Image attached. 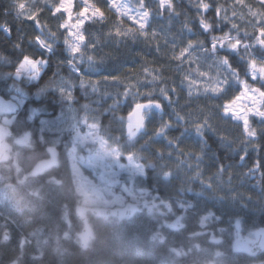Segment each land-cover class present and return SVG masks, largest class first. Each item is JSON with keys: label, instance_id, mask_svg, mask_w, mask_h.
<instances>
[{"label": "trees", "instance_id": "obj_1", "mask_svg": "<svg viewBox=\"0 0 264 264\" xmlns=\"http://www.w3.org/2000/svg\"><path fill=\"white\" fill-rule=\"evenodd\" d=\"M93 1L104 13V19L98 22L86 21L82 27L86 37L82 49L85 55L82 56L86 60L88 56L93 59H88L86 63L92 70L84 71L86 64H81L78 66L79 74L69 66V56L61 41L63 32L59 25L66 16L60 18L49 11L58 6L61 0H0V95L6 99L12 96L24 99L15 115L6 116L14 118L9 124L12 133L7 139L11 144L10 158L0 162V264L13 261L16 264L257 262V259L233 251L237 222L232 224L230 217L243 218V226L242 221L239 222L241 235L242 228L244 230L246 226L249 229L264 228V121L256 128V149L248 146L241 125L222 115V105L241 90L237 81L229 77L230 86H226L227 90L223 94L205 92L200 84L202 77L193 71L190 79L197 83L190 95L189 82L183 77L196 68V64L173 59L174 52L178 53L189 40H202L205 47H210L213 35L220 36L225 32L237 35L232 30L233 23L240 29L239 36L243 37L247 32L248 42H251L256 32L253 26L255 20L248 15L247 8H236L238 14L233 16L234 0H210L212 8L204 14V18L213 25V29L204 32L195 6L198 0H172L174 11L171 15L167 10L159 14L157 0H145L151 11L149 23L145 27L148 36L145 37L140 34L136 24L110 10L108 0ZM133 1L136 3V0ZM20 2L29 5L28 12L36 14V21L27 19V14L17 16L16 5ZM246 3L264 11L258 0H246ZM217 5L226 9L220 17L214 11ZM224 15L229 19H222ZM5 28H10L11 32ZM117 28L122 33L130 32L128 35L117 36ZM189 28L191 31H188ZM48 31L55 33L52 40ZM153 31L156 32L154 38L151 35ZM38 36L50 40V51L37 44L35 38ZM194 55H200L198 49ZM218 55L228 56L231 67L239 72L240 79H246L251 86L264 89V85L246 74L247 64L241 55L224 49ZM255 55L264 57V52L257 49ZM25 56L45 60L35 81H29L24 76L19 79L15 77ZM208 61H201L200 71L212 73V67L209 69L208 65H216L213 60L209 64ZM219 71L220 74L223 71L220 79L228 75L227 69L221 68ZM152 76H159V79L152 82ZM105 77L109 79L105 80ZM112 77L118 79L112 80ZM82 80L89 83L82 84ZM92 82L97 84V90L92 89ZM129 85H135L132 91H152L157 98H160L161 87L175 89V92L169 91L170 99L174 101L171 106L161 98L163 116L156 112L146 121V130L156 131L163 120H171L169 116H175L172 115L173 110L185 117L183 124H177L166 134L167 139H177L176 150L183 153L177 155L174 149L171 150L176 158L173 163L177 165H169L168 170L175 171L176 175L173 174L168 180L163 179L161 172L157 171L159 164L156 152H166L167 149L163 140L154 139L155 142L143 149L140 143L148 140L143 137L138 140L139 144L134 143L131 147L139 136L129 142L124 124L119 121L122 117L127 119L134 107L131 96L121 95ZM65 91L71 92V99L64 95ZM140 102H143L142 96ZM85 116L96 120L102 134L115 138L118 146L129 147L127 152L141 155L140 160L146 165V174L143 183L137 186L150 189V204L158 205L164 211L154 215V209H146L141 204L143 200H139L138 211L129 219L91 215L92 219L88 218V221L93 229V237L87 247L83 248L78 236L82 228V222L76 215L78 197L69 172L60 162L57 167L38 176H31L30 172L37 161L47 156L49 147L58 149L60 158L61 149L74 125L77 126ZM205 117L212 127L205 129L202 142L194 137L193 124ZM244 148L247 151L241 154ZM143 150L146 153L141 154ZM187 153L190 156L186 159ZM244 153L247 155L242 161L241 155ZM180 164L187 166L189 171H178ZM218 164L224 166L222 172ZM197 172L199 176L194 175ZM197 177L215 180L212 191L203 189L205 199L209 193L212 194L209 196L224 197L231 192L235 197L234 201L224 204L223 212L216 203L208 204L203 209L209 211L208 220L203 217V226L200 227L198 221L199 212H203L200 207L202 199L198 197L201 201H193L194 207L186 205L182 210L176 199L186 201L184 196L175 197L181 194L195 196L194 193L200 187L196 182ZM183 178L192 180L187 182L188 185L191 183L190 186L181 184ZM180 188H183L181 194ZM163 199L164 203H160L159 200ZM209 213L212 215L209 216ZM166 215L172 220L179 217L182 227L178 230H170L168 226L163 228L161 221ZM226 218L229 219L228 223ZM160 230L162 237H155V233ZM5 232L8 233V239L3 236ZM215 238H221L220 242H215ZM57 247H63L66 251L62 260ZM259 258L264 264V252Z\"/></svg>", "mask_w": 264, "mask_h": 264}, {"label": "snow or ice", "instance_id": "obj_2", "mask_svg": "<svg viewBox=\"0 0 264 264\" xmlns=\"http://www.w3.org/2000/svg\"><path fill=\"white\" fill-rule=\"evenodd\" d=\"M261 9H264V0H258ZM81 8L76 14L75 23H71L73 20V0H61L58 6H55L54 9L50 8L49 11H52L54 16H59L60 18L64 17L66 14V19L60 23L59 27L67 31V36L65 38V43L68 45L71 54L76 57L77 55L82 56L85 53L82 51V45L86 40L85 35L82 32V26L86 21L98 22L104 19V13L99 7L91 3L90 0H81ZM34 6V5H33ZM197 7L198 15L200 16V27L204 32H209L213 29V25L208 23L204 18V14L207 13L211 8L212 4L210 0H198V3L195 5ZM18 8L17 16L27 14V19L36 21L37 16L35 13L28 12L29 5L20 2L16 5ZM108 7L110 10H114L117 14L122 17L133 21L139 25V31L141 35L145 37L148 36V33L145 31L146 25L149 23V17L151 11L149 6L146 4L145 0H136V6L130 7L128 2L124 0H108ZM159 14H163L165 10L171 15L174 11L172 0H158ZM236 8H247L248 15L255 20L253 25L256 29L255 35L251 37V42H248L249 34L244 33V36H239L240 29L235 23L232 24V30H235L237 35H231L230 32H225L223 35L211 37V46L205 47L204 41L202 40H189L186 46L181 47L178 53L174 52L173 59L184 63L186 60L190 63H195L196 68L191 69L183 77L184 80L189 82V94H192V88L197 83L196 80L190 79L191 72H196L198 77H208L211 81L204 85L205 92H211L214 94H223L226 92V86H230L229 77L236 80L240 85L241 90L237 95L234 96L231 100L222 105L223 116L230 118L233 121H236L238 124H242V130L244 138L249 142H252L256 138L257 129L252 127L250 123V116H254L264 121V91H261L260 88H253L246 79H240L239 72L236 69L231 67L228 56H219L218 53L221 49L226 50L229 53L239 54L245 58V63L247 64V75H250L252 80L264 81V57H257L255 52L257 49L264 52V11L259 9H254L251 5L246 3V0H234L233 5V16H236L238 13ZM218 17L221 16L222 12H226L222 6L217 5L214 9ZM133 13H135L133 15ZM222 19H229L226 15ZM39 27V24H38ZM185 28L187 25L185 24ZM7 32H11L10 28H5ZM188 31H191L189 28ZM130 32V30H129ZM129 32H121L119 28L116 30V35H128ZM51 37L55 36V33L50 34ZM152 37L156 36V32L151 33ZM37 44L44 50H51V43L48 42L47 38H42L38 36L35 38ZM175 48V45H173ZM199 50L200 55H194L196 50ZM88 59H93L92 56H88ZM212 59L217 67V74L215 77L210 76L209 72L200 71L201 61ZM45 64L44 59H35L25 56L22 63L20 64V69H30L32 75L39 73L41 67ZM75 67V64H73ZM211 69L212 65H208ZM227 69L228 75L223 79H220L219 69ZM146 72L151 75L148 69H145ZM20 72L18 70L17 75ZM105 80L109 79L107 77ZM112 80H117V77H112ZM159 79V76H152V82ZM82 84L89 83L88 81L82 80ZM183 83V80H182ZM92 89L97 90V84L95 82L91 83ZM135 88V85H129L128 89L121 93L124 97L131 96L133 98L134 107L131 108L132 115L126 120V136L129 142L134 141L138 135L146 134V121L150 120V117L159 112L161 116L164 114V106L161 102V98L165 101H168V105L171 106L174 101L170 99L169 91L175 92V89H167L161 87L159 89L160 98L153 96L152 91L141 93L138 90L132 91L131 89ZM69 99H71V92H64ZM143 97V102H140V97ZM241 101H249L251 107L247 106L246 103H241ZM134 109V110H133ZM172 115H175L176 121H182L185 119L184 116H181L179 112L173 110ZM121 124L125 123V118L119 119ZM86 126L89 131L86 135L82 136L80 131L77 130L75 136V143L73 150L78 145L87 146L89 143L92 145H99V148L94 150V154L89 156V161L92 165L97 166L104 170L102 174V179L107 178L112 182H116L119 178V173L112 171L113 168H119L121 170H126L128 172V179L134 180L137 176H144L146 170L144 165L136 163V160L139 158L136 153H129L127 155L128 164L124 165L121 163V152L118 148H113L107 140L103 139L98 135V129L95 123L87 124ZM173 127V122L171 120L163 121L159 124L154 135L156 138H163L167 140V146L178 149V141L176 138L167 139V132ZM195 132L203 139L205 129L211 128L212 125L209 123V119L205 117L202 121L194 122L193 124ZM226 139V137H222ZM155 141L149 140L146 141V145L151 144ZM183 154L182 152L180 153ZM246 153L241 155V160L243 161L246 158ZM159 158L163 159V155L158 153ZM169 158H171V153H169ZM197 159H200L198 156ZM220 172L223 171V165H217ZM252 171H255L253 169ZM162 177L165 180L170 179L172 173L170 171L162 170ZM219 174V173H218ZM200 173L197 172V176ZM182 210L187 205L188 207H194L187 201H178ZM212 214L209 213V216ZM208 219V216L204 217ZM237 227H239V221H237ZM254 237L264 236V231L256 232L251 234ZM251 240H245L243 243L245 245L252 243Z\"/></svg>", "mask_w": 264, "mask_h": 264}, {"label": "rangeland", "instance_id": "obj_3", "mask_svg": "<svg viewBox=\"0 0 264 264\" xmlns=\"http://www.w3.org/2000/svg\"><path fill=\"white\" fill-rule=\"evenodd\" d=\"M158 1V0H157ZM91 3L95 4V1L90 0ZM124 2H128L130 7H134L136 6V3L133 0H124ZM82 4H81V0H73V20L71 21V23H75V17L76 14L79 12L80 8H81ZM116 13V12H115ZM117 14V13H116ZM135 13H133L134 15ZM118 16H120L119 14H117ZM66 16V14H65ZM121 18H125L126 17H122ZM129 20V19H127ZM131 21V20H129ZM132 24H136L133 21H131ZM138 27L139 25L136 24ZM83 27V26H82ZM63 32V38H62V42L64 43V49L65 52L68 54L69 56V66L72 67V69L76 72L80 74V69L78 68L79 65L81 64H86L89 62V60L85 59L83 56H79L77 55L76 57H74L71 52L70 49L68 47V45L65 43V38L67 36V31L65 29L60 28ZM82 32H83V28H82ZM49 37H51V32L48 31ZM84 34V33H83ZM55 37V36H53ZM53 37H51V40L53 39ZM57 39V38H56ZM48 41H50L48 39ZM85 43V42H84ZM82 45V49H83ZM259 50V49H258ZM244 58V57H242ZM212 61V59H209V61L207 62L208 64ZM22 63V62H21ZM20 63V64H21ZM73 64H75V67H73ZM212 65V69L214 68V70L211 69L212 73H210V76L215 77L216 76V72H215V66L213 64ZM20 66V65H19ZM20 72L19 75H17V72ZM84 71H91L92 68L90 67V65L86 64L84 65ZM223 73V71H222ZM221 73V74H222ZM220 74V75H221ZM38 74L36 75H32L31 70L30 69H20L19 67L17 68L16 72H15V77H17L18 79L21 77H26L29 81H35L38 79ZM250 76V75H249ZM83 78V77H82ZM251 78V76H250ZM252 79V78H251ZM258 81L259 84L264 85V81L259 80V78L256 79ZM211 81L209 80L208 77H205V80L203 81V77L200 81V84L203 85V90H204V85L206 83H210ZM253 88H258L255 86H252ZM261 91H264V89H261ZM11 98H13L14 100H16L17 102H19L20 105L23 104L24 99L23 98H18L16 96H12ZM241 103H246L247 106L251 107V103L249 101H241ZM112 106V105H111ZM222 115H223V111H222ZM158 117H161L160 115H158ZM14 117H10L7 118L5 116H1V122L4 124H10L11 121L13 120ZM92 118V117H90ZM169 118H171L172 122H173V127L175 128L177 127V124H183L184 121H176V117L172 116ZM162 119V118H160ZM230 119V118H229ZM85 120L87 122V124H93L95 123L98 129V135L100 137H102L103 139L107 140L108 143L113 147V148H118L121 152V163H123L124 165L128 164L127 161V155L129 153H136V152H127L128 148L127 147H120L116 144V139L112 138L111 136L107 137L104 134H102V131L99 127V124L96 120L94 119H89L87 116L81 118L79 120V123L76 125H74V128L71 131V134L69 135V137L67 138V140L64 142V146L61 149V155H60V165L64 166L65 169L69 172V177H70V181L74 186L75 192L78 196V204L80 205H84V206H88V207H120L123 206L125 203L127 202H136L139 203V200H143L141 202V204H143V207H145L146 209H149L150 207H153V212L154 215L158 214L160 211H164V209L160 208L158 205H152L150 203H152V201H150V189L144 188V187H138L137 185H139L140 183H143V179L145 178L144 176H137L134 180H129L128 179V172L126 170H121L119 168H113L112 171L118 172L119 173V178L116 182H112L110 180H108L107 178L102 179V174L104 172L103 169L94 166L91 164V162L89 161V156L94 154V150L99 148V145H92V144H88L87 146L81 144L75 147V150H73V146L75 143V136H76V132L77 130L80 131V134L82 136L86 135L89 131L88 127L86 126ZM126 120L125 119V123H124V128H125V133H126ZM167 120H163V121H168ZM231 120V119H230ZM233 121V120H231ZM236 123V121H233ZM250 123L252 125V127L257 128V126H259L262 123V120H260L257 117L254 116H250ZM255 124V125H254ZM241 125V129H242V124ZM243 131V130H242ZM155 131H150V130H146V134H143L141 137L139 136V138H137L135 140V142H132V144L130 145L131 147H133V144H139L140 142H138V140L140 138H148V140L146 139V141H149L150 139L154 141V139H158L155 137L154 135ZM194 137L201 139L203 142V139L195 132ZM244 137V135H243ZM256 137H257V133H256ZM160 140H163V143L166 145L167 149L166 152L165 151H157L156 152V161L159 164V167H157V171L162 173L163 171H170L173 174L176 175L175 171L172 172V170H168L169 169V165H172L173 162L176 161L175 156H173V154L171 153V150L174 149L176 151V154H180L181 152L176 150V148H172V147H168L167 146V140L163 139V138H159ZM256 139V138H255ZM244 140H246V144L248 146H251L252 148L256 149L255 146V140L252 142H249L247 139L244 138ZM145 141V142H146ZM145 142L140 143V148L146 149L145 146L146 145ZM247 148H244L241 150V154L246 150ZM142 153H146V151H142ZM158 153L163 155V159L159 158ZM169 153H171V158H169ZM137 156L139 157L136 160V163H140L142 165H144L145 170H146V165L142 163L141 159V155L139 153H136ZM181 155V154H180ZM187 156V157H186ZM186 159L188 158V156H190L189 153L186 154ZM198 157V156H197ZM159 158V159H158ZM162 161V162H161ZM164 161V162H163ZM165 161H168L169 163H166ZM174 165H177L175 163H173ZM180 166H184L183 168H180ZM156 168V165H155ZM178 171L181 172H188L189 168L187 166H185L184 164H180L178 166ZM195 176L197 175V173L194 174ZM171 176V177H172ZM163 178V177H162ZM164 179V178H163ZM162 179V180H163ZM192 180H188L187 178H183L181 179V184L187 186H190L191 183L187 182H191ZM197 184L200 186L196 192L194 193L195 196H186L185 194H181L180 191H182L181 189L184 188H180L179 192L181 195H176L175 197H183L184 200H186L188 203H190L191 205L194 202H200V198L202 199V204L200 207H202V211L203 212H199V221L198 224L200 227V225L203 226V217L207 216V213L209 212L208 210L204 211L203 209H205V207L209 204H213L216 203V206L219 207L221 209V211H224V204H226L229 201H234L235 197L231 195V192H228L226 196H209L212 195L209 193V195L207 196V198L205 199L203 196V189L206 191H212L213 189V184L215 183V180L213 178H208V179H204L201 177H197ZM199 194V195H198ZM186 197V198H185ZM200 197V198H198ZM156 198V197H155ZM146 201V202H144ZM160 203L164 202L163 200H159ZM176 201H179L178 199H176ZM148 203V204H147ZM179 204V203H178ZM152 205V206H151ZM180 205V204H179ZM186 206V205H185ZM196 207H199L198 205H196ZM224 214V213H223ZM197 215V214H196ZM91 215H88L89 219H92L90 217ZM159 217V216H158ZM230 219L232 220V224L236 223L237 221H242V226H243V218H241V216H235V217H230ZM208 220V219H207ZM210 220L212 221V218H210ZM172 221V219L169 218L168 215H166L162 222V226L163 228H167V226L169 225V223ZM211 221H207V223H210ZM226 223H228L229 219L226 218L225 219ZM186 222V221H185ZM206 223V222H205ZM188 225V224H187ZM255 229H249L247 226L246 228L243 230L242 228V232L243 235L242 236H248V237H252V233H254ZM162 232V230H160ZM57 252L60 255L59 257L62 260L63 255H66V251L63 247H57ZM261 255V254H260ZM259 255V256H260ZM256 257V259L258 261L260 258Z\"/></svg>", "mask_w": 264, "mask_h": 264}, {"label": "water", "instance_id": "obj_4", "mask_svg": "<svg viewBox=\"0 0 264 264\" xmlns=\"http://www.w3.org/2000/svg\"><path fill=\"white\" fill-rule=\"evenodd\" d=\"M19 109V105L16 101L11 99H6L0 95V116L1 115H14ZM134 110V109H133ZM132 111L128 114L127 118H130ZM11 129L9 125L0 122V162L7 161L9 159L8 150L11 145L7 141V138L11 136ZM140 136V135H138ZM47 157L37 161L31 168L30 175L38 176L44 172L57 167L59 163V151L54 147L47 148ZM90 211L92 214L103 217V218H116L117 220H124L133 217V215L138 211V206L134 203L126 204L123 207H85L78 206L76 208V215L82 221L83 228L79 233V239L83 248L87 247L88 242L93 237V229L86 217V212ZM181 225L178 222L172 221L169 224L170 230H178ZM237 230L236 237L232 243V249L235 253L245 254L249 257L256 258L264 252V236L261 237H244L241 235L237 223L235 224ZM264 231V228L257 229L256 232ZM158 237H161V232L156 233ZM5 239H8V233L3 234ZM221 238H215V242H220ZM245 240H251L252 243L245 245L243 242ZM8 264H16V262H10ZM253 264H262V261L254 262Z\"/></svg>", "mask_w": 264, "mask_h": 264}, {"label": "bare ground", "instance_id": "obj_5", "mask_svg": "<svg viewBox=\"0 0 264 264\" xmlns=\"http://www.w3.org/2000/svg\"><path fill=\"white\" fill-rule=\"evenodd\" d=\"M75 193H76V192H75ZM77 197H78V196H77ZM77 203H79L78 200H77ZM129 203H134V204L137 205L136 202H132V201H131V202H127V203H125L123 206H125L126 204H129ZM78 206H84V205H80V204H78L77 207H78ZM123 206H121V207H123ZM77 207H76V208H77ZM85 207H88V206H85ZM151 209H153V207H151ZM88 215L96 216V215L92 214L90 211H87V212H86V217H87V219H88ZM100 218H103V217H100ZM81 222H82V221H81ZM82 228H83V223H82ZM82 228H81V230H82ZM81 230H80V232H81Z\"/></svg>", "mask_w": 264, "mask_h": 264}, {"label": "flooded vegetation", "instance_id": "obj_6", "mask_svg": "<svg viewBox=\"0 0 264 264\" xmlns=\"http://www.w3.org/2000/svg\"><path fill=\"white\" fill-rule=\"evenodd\" d=\"M169 208V207H168ZM149 210H151V207H150V209ZM175 218H177V217H175ZM179 218V217H178ZM205 225V224H204Z\"/></svg>", "mask_w": 264, "mask_h": 264}]
</instances>
